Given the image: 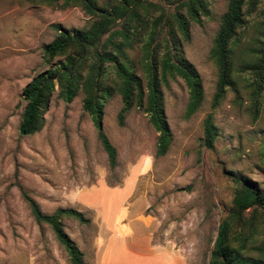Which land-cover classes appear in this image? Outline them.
<instances>
[{
    "label": "rangeland",
    "instance_id": "rangeland-1",
    "mask_svg": "<svg viewBox=\"0 0 264 264\" xmlns=\"http://www.w3.org/2000/svg\"><path fill=\"white\" fill-rule=\"evenodd\" d=\"M226 1L209 0L208 16L191 21L189 39L182 43L201 80L196 112L183 116L187 92L181 79L162 85L172 133L164 155L154 156L157 132L144 113L132 108L118 126L119 95L106 99L101 127L116 150L110 167L80 91L64 102L55 90L41 129L30 135L19 131L21 90L51 65L43 61L42 48L56 35L53 25L79 28L87 16L78 6H61V0L49 5L0 0V264H69L49 226L34 220L24 195L43 214L73 208L88 218L61 220L85 264L95 262L99 229L110 231L111 225L119 233L130 229L132 246L141 250L167 247L180 264H214L209 252L219 218L231 206L234 175L264 188V97L254 118L249 89L239 81L237 95L228 89L211 108L216 70L208 51ZM164 4L167 11L174 5ZM260 20L257 12L247 16L236 53L259 45ZM207 114L217 127L211 147L201 141Z\"/></svg>",
    "mask_w": 264,
    "mask_h": 264
},
{
    "label": "trees",
    "instance_id": "trees-1",
    "mask_svg": "<svg viewBox=\"0 0 264 264\" xmlns=\"http://www.w3.org/2000/svg\"><path fill=\"white\" fill-rule=\"evenodd\" d=\"M28 1L49 5L58 0ZM164 3L174 5L167 11ZM208 4L209 0H61V6H78L87 20L79 28L53 25L56 35L42 48L43 61L51 65L35 74L21 90L25 104L20 133L30 135L41 129L55 90L64 102H70L80 91L82 109L90 116L108 165L113 167L116 150L104 134L101 120L106 99L116 93L121 103L117 125L122 126L132 108L140 110L157 132L154 156L164 155L172 133L164 113L162 85L168 79H181L187 92L183 116L188 118L196 112L203 98L201 80L184 57L182 43L189 39L191 21L199 23L201 16H208ZM256 12L260 13L264 37V0L226 1L208 51L216 70L212 109L228 89L238 94L239 81L249 89L254 118L261 109L264 38L256 47L236 53L247 16ZM237 59L238 68L234 65ZM216 136L217 127L207 114L202 119L201 141L211 147ZM233 180L231 206L219 218L209 257L214 264H264V188L238 174ZM24 198L34 220L49 226L68 263L85 264L83 253L63 230L61 220L70 217L87 223L88 218L73 208H57L46 215L34 200L26 195Z\"/></svg>",
    "mask_w": 264,
    "mask_h": 264
},
{
    "label": "crops",
    "instance_id": "crops-1",
    "mask_svg": "<svg viewBox=\"0 0 264 264\" xmlns=\"http://www.w3.org/2000/svg\"><path fill=\"white\" fill-rule=\"evenodd\" d=\"M110 229L107 231L101 227L98 231L94 264H180L174 251L167 247L148 246L141 250L132 246L133 232L130 229L124 233L114 231L113 225Z\"/></svg>",
    "mask_w": 264,
    "mask_h": 264
}]
</instances>
